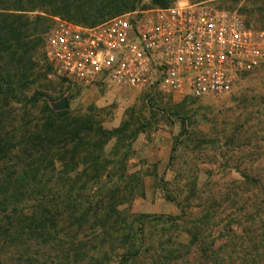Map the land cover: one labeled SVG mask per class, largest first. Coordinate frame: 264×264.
Returning <instances> with one entry per match:
<instances>
[{"label":"rangeland","instance_id":"rangeland-1","mask_svg":"<svg viewBox=\"0 0 264 264\" xmlns=\"http://www.w3.org/2000/svg\"><path fill=\"white\" fill-rule=\"evenodd\" d=\"M179 1L196 2L174 0L172 4ZM203 2L237 11L247 27L264 30V0ZM141 5L140 10L152 8L150 0H142ZM58 20L68 21L52 18L44 42ZM43 47L35 57L41 68L39 77L26 91L28 98L41 94L38 106L31 109L30 101L14 103L0 119L15 134L21 126L38 121L47 103L57 112L87 115L102 129L137 131L127 160L120 157L128 141L122 146L111 141L97 164L107 172L87 186L73 173L71 180H75L70 184V194L76 198L99 197L105 182L110 188L112 181L121 178L116 189V198L123 202L119 211L147 215L149 221L161 215L179 217L175 226L166 225L164 230L162 225L148 226L149 249L154 247L155 253L151 251L152 257L144 256L135 264H264V63L237 79L231 91L196 99L156 89L83 85L58 73L43 56ZM117 161L123 162L124 173L113 171L114 176L107 179L112 169L119 168ZM124 225L122 220L120 226ZM193 229L203 235L194 240L187 234ZM92 232L78 231L79 237L85 236V249L70 252L69 264H89L94 247L100 256L117 249L116 243L92 237ZM212 239L215 252L206 258L202 247ZM17 253L15 248L4 250L0 264H66L65 257L36 242L23 249L27 262L18 260ZM214 257L216 262H212ZM106 261L118 264L119 259Z\"/></svg>","mask_w":264,"mask_h":264},{"label":"trees","instance_id":"trees-1","mask_svg":"<svg viewBox=\"0 0 264 264\" xmlns=\"http://www.w3.org/2000/svg\"><path fill=\"white\" fill-rule=\"evenodd\" d=\"M173 1L150 0L149 7L168 8L175 4ZM141 3L142 0H0V118L14 103L30 101L31 109L38 106L41 94L28 98L26 91L39 77L41 68L35 57L43 47V36L52 18L95 26L138 11ZM42 109L38 121L21 126L15 134L12 129L7 131L3 126L5 120L0 119V258L4 250L15 248L18 260L27 262L22 257L23 249L36 242L37 246L58 253L59 258L65 257L62 261L69 264L70 252L85 249L82 241L85 236L79 237L78 231H93L92 237L107 238L109 244L118 246L102 256L98 247H94L93 255L87 259L89 264H108L106 260L111 257L118 258V264H135L144 256L152 257L150 252L154 254L155 249H149L151 243L145 233L148 226L162 225L164 230L166 225L175 226L179 217L161 215L149 221L147 215L119 211L123 202L116 198V189L121 178L112 181L110 188L105 182L99 197L76 198L70 194L73 189L70 184L75 180H71L73 173L87 186L107 172L97 164L103 160L104 146L111 141L120 145L128 141L123 146L127 151L120 157L127 160L137 131L102 129L87 115L57 112L47 103ZM117 164L119 168L112 169L107 179L114 176L113 171L122 176L125 166L123 162ZM244 177L252 180L248 175ZM181 217H185L183 211ZM122 220L125 225L121 227ZM73 229L77 231L72 233ZM187 234L195 240L203 232L193 229ZM214 241L207 245L204 242L202 250L206 258L215 252L211 250ZM216 261L214 257L212 262Z\"/></svg>","mask_w":264,"mask_h":264},{"label":"built area","instance_id":"built-area-1","mask_svg":"<svg viewBox=\"0 0 264 264\" xmlns=\"http://www.w3.org/2000/svg\"><path fill=\"white\" fill-rule=\"evenodd\" d=\"M44 54L58 73L83 85L200 99L231 91L264 63V30L247 27L237 11L179 1L95 26L58 20Z\"/></svg>","mask_w":264,"mask_h":264},{"label":"water","instance_id":"water-1","mask_svg":"<svg viewBox=\"0 0 264 264\" xmlns=\"http://www.w3.org/2000/svg\"><path fill=\"white\" fill-rule=\"evenodd\" d=\"M61 109L65 108V104L59 106Z\"/></svg>","mask_w":264,"mask_h":264}]
</instances>
